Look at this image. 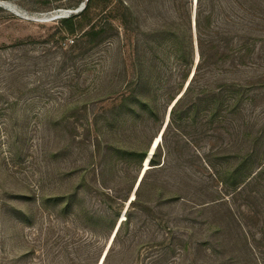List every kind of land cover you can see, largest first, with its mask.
<instances>
[{
    "label": "rangeland",
    "instance_id": "1",
    "mask_svg": "<svg viewBox=\"0 0 264 264\" xmlns=\"http://www.w3.org/2000/svg\"><path fill=\"white\" fill-rule=\"evenodd\" d=\"M83 2L0 0V264H100L130 214L109 260L122 264L146 256L178 210L167 202L171 171L141 155L198 61V0H113L118 18L99 21L102 41L75 49L56 15ZM142 176L146 212L131 203ZM225 202L194 220L198 264H264V206ZM131 243L142 252H127Z\"/></svg>",
    "mask_w": 264,
    "mask_h": 264
},
{
    "label": "trees",
    "instance_id": "2",
    "mask_svg": "<svg viewBox=\"0 0 264 264\" xmlns=\"http://www.w3.org/2000/svg\"><path fill=\"white\" fill-rule=\"evenodd\" d=\"M83 1L81 11L59 19L60 32L74 37L75 49L80 43L99 44L108 32L99 21L118 18L115 8L107 9L113 0ZM194 26L198 61L170 110L149 168L171 171L167 202L178 210L162 233L155 231L146 256L139 254L143 243H131L125 249L139 255L122 264H198L203 248L194 223L198 215L219 202L225 205L228 196H244L241 206L252 213L264 206V0H198ZM178 154L184 157L181 170ZM145 184L143 176L131 200L144 212L147 200L140 191ZM163 187L158 181L149 185L157 188L158 198ZM131 222L128 214L114 233L115 223L112 245ZM112 245L101 264H109Z\"/></svg>",
    "mask_w": 264,
    "mask_h": 264
},
{
    "label": "water",
    "instance_id": "3",
    "mask_svg": "<svg viewBox=\"0 0 264 264\" xmlns=\"http://www.w3.org/2000/svg\"><path fill=\"white\" fill-rule=\"evenodd\" d=\"M84 6H85V1L83 2V4L80 7H78L74 11L73 10H62V11H60V13H58L56 15V17H66V16H69L73 12L76 13L78 11H81L84 8ZM154 143H155V140H154L151 148L149 149V152H148L146 158L149 157V159H151V157L153 156V154H154V152L156 150V148L154 146ZM138 184H139V182H138Z\"/></svg>",
    "mask_w": 264,
    "mask_h": 264
},
{
    "label": "bare ground",
    "instance_id": "4",
    "mask_svg": "<svg viewBox=\"0 0 264 264\" xmlns=\"http://www.w3.org/2000/svg\"><path fill=\"white\" fill-rule=\"evenodd\" d=\"M163 132V131H162ZM158 137H160V139H158ZM158 137H156L155 138V143H154V146H155V148H157V146H158V144L160 143V141H161V139H162V133L161 134H159V136ZM158 139V140H157ZM145 165L148 167L149 165H147V164H150V159H149V157H147V158H145ZM146 166H145V168H146ZM144 174V173H143ZM142 174V175H143ZM143 177V176H142ZM142 177H141V179H142ZM105 257V256H104ZM104 259V258H103ZM103 259H102V261H103ZM100 264H101V262H100Z\"/></svg>",
    "mask_w": 264,
    "mask_h": 264
}]
</instances>
